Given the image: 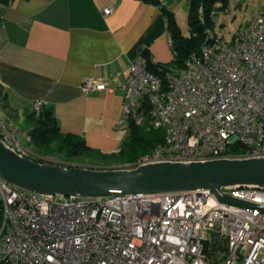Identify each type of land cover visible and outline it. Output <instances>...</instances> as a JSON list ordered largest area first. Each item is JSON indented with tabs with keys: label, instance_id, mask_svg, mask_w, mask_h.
<instances>
[{
	"label": "built area",
	"instance_id": "1",
	"mask_svg": "<svg viewBox=\"0 0 264 264\" xmlns=\"http://www.w3.org/2000/svg\"><path fill=\"white\" fill-rule=\"evenodd\" d=\"M147 66L142 56L130 66L118 125L163 129L165 140L128 168L264 158V13L231 39L208 29L200 54L164 78ZM113 90L82 83L85 95ZM43 109L36 101L33 112ZM0 139L36 159L1 116ZM224 192L264 209V189ZM0 214V264H264V213L223 204L208 190L42 196L0 178Z\"/></svg>",
	"mask_w": 264,
	"mask_h": 264
},
{
	"label": "crops",
	"instance_id": "2",
	"mask_svg": "<svg viewBox=\"0 0 264 264\" xmlns=\"http://www.w3.org/2000/svg\"><path fill=\"white\" fill-rule=\"evenodd\" d=\"M187 1L166 4L175 11ZM233 2L214 17L225 30L236 12L245 17L240 29L264 13V0H236L232 7ZM108 8L113 9L109 15L104 12ZM0 19V116L9 128L30 127L27 116L42 101L52 109L61 133L83 138L102 158L118 155L129 136L118 123L130 66L144 49L156 64L175 57L160 7L138 0H16L0 4ZM85 79L108 82L114 90L85 95ZM111 159L110 164L58 163L124 167L123 161Z\"/></svg>",
	"mask_w": 264,
	"mask_h": 264
},
{
	"label": "water",
	"instance_id": "3",
	"mask_svg": "<svg viewBox=\"0 0 264 264\" xmlns=\"http://www.w3.org/2000/svg\"><path fill=\"white\" fill-rule=\"evenodd\" d=\"M0 178L42 196L115 198L208 190L223 204L264 213L261 207L224 192L242 187L264 189V158L98 169L24 157L0 139Z\"/></svg>",
	"mask_w": 264,
	"mask_h": 264
},
{
	"label": "trees",
	"instance_id": "4",
	"mask_svg": "<svg viewBox=\"0 0 264 264\" xmlns=\"http://www.w3.org/2000/svg\"><path fill=\"white\" fill-rule=\"evenodd\" d=\"M14 1L16 0H0V4L10 5ZM138 1L160 7L167 22L168 34L175 54L172 63L178 65V67H183L191 55L200 54L207 30L215 29L216 27L213 12L225 10L229 5V0H188L190 35L184 36L174 13L166 4V0ZM217 4H221V6L217 7ZM201 9L202 13H200ZM141 56L146 59L149 71L164 78L168 69L167 64L154 63L148 49H144ZM27 118L33 128L31 134L35 139L34 144L45 155L60 150L64 151L66 155L74 157L104 156L100 151L90 148L83 138L77 135L61 133L52 109L44 108L39 116L32 112L28 114ZM128 129L129 137L123 143L121 152L118 155H113L119 161L134 162L138 158L151 153L165 140V131L163 129L146 131L134 123H130ZM36 160L39 161L38 158ZM215 249H218V245L213 247V253H215Z\"/></svg>",
	"mask_w": 264,
	"mask_h": 264
},
{
	"label": "rangeland",
	"instance_id": "5",
	"mask_svg": "<svg viewBox=\"0 0 264 264\" xmlns=\"http://www.w3.org/2000/svg\"><path fill=\"white\" fill-rule=\"evenodd\" d=\"M235 1L236 0H234L232 7L235 5ZM187 2H186V4H187ZM186 4H184L182 6L176 5V7L174 8L175 11L170 9V8L169 9L174 13L176 20H177V23L183 32V35L189 36L190 35L189 5L188 4L186 5ZM232 10H234V12H236L235 9H232ZM217 12L218 11H216V13ZM237 15H238V19L235 18ZM231 16L232 17H230V21L228 22L229 26H227L228 28L226 27L227 30L224 29V26L219 25L218 24L219 22H217V20L215 21V22H217L215 29L217 28L218 31H222L223 33H225V36L229 39H231L237 35V33L239 32V29H240V24L242 23L243 18H245L243 11L241 13L236 12V13L232 14ZM167 65H168L169 69L178 67V65H176L172 62L168 63ZM23 129L24 128H21V129H15L14 128V130L10 129V131L12 133L17 134L20 137V139L22 140V142L24 143V145L29 149L28 151L29 152L31 151L32 155L38 159H44V160L52 161V162H63V163H68V164H73V165H84V164H90V163H95V162L110 164V163L114 162V160L111 158L116 159L115 156L114 157L111 156V158H109V156H107V158H102V157L96 156V155L74 157V156H68V155H66V153L64 151H60V150L55 151L49 155H45L34 144L35 139L33 138L32 134H31L33 128L30 126L27 129H24V131H23ZM132 163H133V161L132 162H124L125 165L123 168H128L130 165H132Z\"/></svg>",
	"mask_w": 264,
	"mask_h": 264
}]
</instances>
